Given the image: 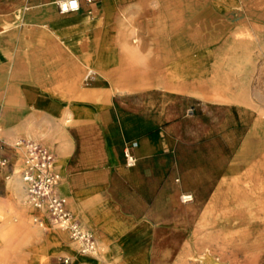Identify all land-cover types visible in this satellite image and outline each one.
Returning a JSON list of instances; mask_svg holds the SVG:
<instances>
[{"label":"crops","instance_id":"1","mask_svg":"<svg viewBox=\"0 0 264 264\" xmlns=\"http://www.w3.org/2000/svg\"><path fill=\"white\" fill-rule=\"evenodd\" d=\"M108 1L64 15L55 0L0 1V264H231L243 251L225 245L218 259L210 240H264V104L211 100L201 81L245 91V68L213 71L245 55L222 60L213 37L201 47L199 26H157L153 0ZM124 8L131 22L116 26ZM14 140L52 150L57 192L105 258L61 254L65 236L25 202Z\"/></svg>","mask_w":264,"mask_h":264},{"label":"rangeland","instance_id":"2","mask_svg":"<svg viewBox=\"0 0 264 264\" xmlns=\"http://www.w3.org/2000/svg\"><path fill=\"white\" fill-rule=\"evenodd\" d=\"M168 1H169V6L173 10L178 9L180 5H182L187 11H191L190 14L192 15H188V13L185 14L184 21L182 22L183 23L182 26H199L200 31L198 32V37L200 40L201 47L206 46L208 44V41L213 37L217 46L218 47L221 46L222 50L226 49L228 51L229 49H233L235 50L236 54H239L240 53L239 50L241 48L240 44L242 45L241 49H246L249 60L245 64L243 63L240 64L239 62H234V64L232 63L216 64L218 65L217 67L218 70L216 72L217 75L219 74L218 72L220 71L223 74L225 69H228L229 71V65H233L234 68L231 72L228 73L224 72L227 75H231V74L238 75L241 66H242V70L243 68H245L248 74V78L246 80V85H245L246 86L245 91L244 89H239L238 80L232 78L231 80L216 78V80H221L220 82H217L215 86L216 91L220 93L227 90L234 93L235 92L239 93L240 91L242 93L246 92L244 96L248 97L250 101L260 102L264 104V83H262L264 82V0H168ZM113 7H115V3L113 1L111 2L109 0L105 4L106 10H110ZM164 10L165 9H163L162 11L163 13L165 12ZM123 16H130L132 18L131 15H128L127 9L124 8L121 10L120 15L117 16L115 20L116 26H129V23L131 22V18L129 22L124 21L123 25L118 24L117 20L119 19L120 21H122L121 19L123 18ZM146 18H148V15L142 14L140 15L139 21H141L140 23H144L143 26H150L151 24L146 23L147 21ZM171 24L172 22L167 21V26H171ZM173 26H175V24ZM239 32H246L249 34V36L245 38L239 37L238 36ZM186 33L187 35H189L187 37H191L192 35L191 31ZM225 44L226 45L233 44L234 47H230V48L228 46L225 47ZM222 52L223 51L219 52V54L223 55ZM209 80L210 79H205L201 81V83L203 85L210 86ZM230 81H232V83L228 84ZM37 137H44V136L38 135L31 138H37ZM17 142L18 141L14 140L13 144ZM19 147H20L19 150H17L18 160L14 166V173L18 172L23 166L24 148L21 145ZM56 166H58L57 163L54 165L55 170L57 171ZM9 179H7L6 182H9L10 181ZM62 190L64 193H66L64 187L62 188ZM63 192L61 194L65 196ZM32 219L33 218H31V223L34 226H36L35 225L36 223L32 222L34 219L33 220ZM61 229L62 228H60L58 225L47 226V230L48 231L52 230L54 233L55 231L60 232ZM63 232L65 233V238L67 242L65 245L63 244L62 246H65L66 248L67 246H70L74 250L75 256L78 255L85 257L86 255L79 253L77 245L71 241L66 231ZM216 240L217 242H215ZM216 240H210V243L215 246V256L217 255L218 256V257L216 256L217 258L221 257L222 259L225 257L221 254V252L224 251V246L226 245V246H230L233 252L243 251L242 254L234 253L231 256V258L228 259L231 261V264H264V240H261L263 244L253 243L255 240L253 238L232 239L231 242L230 240L225 241L224 239H216ZM206 241H207L206 239L195 240V245L207 246L208 244ZM99 245L100 244L98 243V240L97 242L95 241L96 250L94 249L93 252L88 255L97 257L96 254ZM256 246L261 247V249H263V253L256 254L255 252L257 250H260L259 248H256ZM61 254L69 256L66 253H61ZM199 259L200 256L198 254H188L185 255L184 257V264H195L199 261ZM221 264H224V262H222Z\"/></svg>","mask_w":264,"mask_h":264},{"label":"built area","instance_id":"3","mask_svg":"<svg viewBox=\"0 0 264 264\" xmlns=\"http://www.w3.org/2000/svg\"><path fill=\"white\" fill-rule=\"evenodd\" d=\"M96 0H55V6L59 14L77 12L82 3L92 5ZM16 146L24 148V160L22 168L16 173L23 185L25 202L40 214H44L46 220L52 225H58L67 231L81 253L90 254L95 248V240L92 234L85 230L66 208V200L57 192L60 176L54 167V154L42 140L18 141ZM135 143H127L123 148V159L126 167H132L136 163L133 155ZM6 161L0 160L4 166ZM191 200V195L181 196L182 202ZM37 221L42 224L41 218Z\"/></svg>","mask_w":264,"mask_h":264},{"label":"bare ground","instance_id":"4","mask_svg":"<svg viewBox=\"0 0 264 264\" xmlns=\"http://www.w3.org/2000/svg\"><path fill=\"white\" fill-rule=\"evenodd\" d=\"M154 1V7H156V10H155V15H154V20H155V22H156V24H157V26H164V22H165V26H167V21H169V22H172V24H171V26H173L174 24H175V26H179V24H180V22H183L184 21V17H185V14H187L188 13V15H192V14H190L191 13V11H187L185 8H184V6H182V5H180V7L178 8V9H171V7L169 6V1L168 0H153ZM151 3H153V2H151ZM150 4V3H149ZM163 9H165L164 11V13L162 12L163 11ZM153 16V15H152ZM130 16H123V18L121 19L122 21H118V24L120 25H123L124 24V21H130ZM255 34V33H254ZM236 35V34H235ZM238 36L239 37H242V38H245V37H248L249 36V34L248 33H246V32H239V34H238ZM256 36V35H255ZM258 37V36H257ZM257 43H258V41H257ZM222 60H224V58L225 57H233V56H239L240 54L241 55H245V57H243V58H245L246 59V62H248V60H249V57H248V54L247 53H244V51H241V53H239V54H236V52H235V50H233V49H229L228 51L226 50V51H223L222 52ZM252 58V57H251ZM245 62V63H246ZM226 63V62H225ZM219 64H223V63H219ZM232 64H234V63H232ZM244 64V63H243ZM256 65V64H255ZM226 66V65H225ZM253 66V65H252ZM217 67H218V65H214L213 66V71L215 72H217ZM233 65H229V71H228V69H225V72L226 73H228V72H231L232 70H233ZM242 68V67H241ZM212 69V68H211ZM244 69V68H243ZM253 70V69H252ZM247 73V72H246ZM244 77V76H243ZM241 78V77H240ZM221 80H216V79H210L209 80V83H210V87H211V90H212V94L211 95H209V96H206L207 98H209V99H211V100H220V101H228V102H240V103H249V102H251L249 99H248V97H246V96H244V95H240V94H235V93H229L228 91H226L225 92V94H218L217 92H216V84H217V82H220ZM262 83H264V82H262ZM200 95H201V93H200ZM203 95V94H202ZM262 113V115L264 116V111H262L261 112ZM23 186V185H22ZM238 194V193H237ZM235 200V199H234ZM240 202V201H239ZM241 204V203H240ZM237 206V205H236ZM240 207V206H239ZM247 209L249 208V207H246ZM251 208V207H250ZM241 215V214H240ZM256 216V215H255ZM261 219H264V217L263 218H261ZM61 228V227H60ZM235 227H233V229H234ZM242 228V227H241ZM236 229H238V230H240L238 227H236ZM61 230H63V231H66V230H64L63 228L61 229ZM60 230V232L59 231H57V233H59V234H61V235H64L65 236V233L63 232V231H61ZM235 230V229H234ZM238 230H236V231H232L228 236H237V235H239V233H238ZM242 230V229H241ZM243 231V230H242ZM240 232V231H239ZM66 233H67V231H66ZM68 234V233H67ZM241 234V233H240ZM242 235V234H241ZM69 236V235H68ZM248 236V235H247ZM246 237V236H245ZM70 238V237H69ZM197 240V239H196ZM208 240H210V238H208ZM207 242V241H206ZM215 242H217V240L215 241ZM260 242H261V240L260 239H257V240H254V242L253 243H255V244H260ZM208 243H209V241H208ZM186 244V243H185ZM202 244V243H201ZM190 246V245H189ZM78 247V246H77ZM188 247V246H187ZM186 247V248H187ZM201 247V246H200ZM206 248V247H205ZM95 249V248H94ZM96 250V249H95ZM188 250V249H187ZM208 250V249H207ZM211 250V249H210ZM78 251H79V249H78ZM191 251H192V249H191ZM103 252V248L101 247V245H99V247H98V251H97V257L98 258H105V254L104 253H102ZM183 252V251H182ZM217 252V251H216ZM66 254H68L70 257H71V259L72 260H74L75 259V254H74V250L70 247V246H68V248L66 249V252H65ZM79 253L80 254H84V255H88V254H85V253H81L80 251H79ZM92 253V252H91ZM90 253V254H91ZM252 254V253H251ZM212 255V254H211ZM253 255V254H252ZM217 256V255H216ZM192 257V256H191ZM218 257V256H217ZM214 258V257H213ZM219 258H221V257H219ZM218 258V259H219ZM192 259V258H191ZM194 260V259H193ZM192 261V260H191ZM215 261V260H214ZM230 261V260H229ZM230 263V262H229ZM174 264H184V260L182 259V258H178V260L177 261H175V263ZM201 264V263H200Z\"/></svg>","mask_w":264,"mask_h":264}]
</instances>
